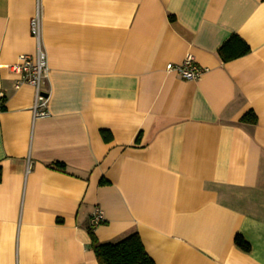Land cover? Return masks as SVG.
Listing matches in <instances>:
<instances>
[{
    "label": "crops",
    "instance_id": "crops-1",
    "mask_svg": "<svg viewBox=\"0 0 264 264\" xmlns=\"http://www.w3.org/2000/svg\"><path fill=\"white\" fill-rule=\"evenodd\" d=\"M37 11L42 117L10 68ZM189 54L198 79L166 69ZM0 92V264H99L97 204L98 240L137 232L155 264H264V0H0Z\"/></svg>",
    "mask_w": 264,
    "mask_h": 264
},
{
    "label": "built area",
    "instance_id": "built-area-1",
    "mask_svg": "<svg viewBox=\"0 0 264 264\" xmlns=\"http://www.w3.org/2000/svg\"><path fill=\"white\" fill-rule=\"evenodd\" d=\"M41 27V14L37 11L30 22L31 33L37 40L36 52L34 54H20L18 62L10 67L14 72L20 74V79L15 84L16 88H19L23 83H29L34 86L35 100L33 111L35 117L49 114L46 110L48 94L43 87L44 78L48 73V62L46 51L41 42ZM166 69L176 72L187 80L198 79L206 71V68L201 67L194 56L190 54L180 63H168ZM3 95L4 93L0 92V105L2 104ZM105 221L101 206L95 205L89 217V227L95 229L99 225L104 224Z\"/></svg>",
    "mask_w": 264,
    "mask_h": 264
},
{
    "label": "trees",
    "instance_id": "trees-1",
    "mask_svg": "<svg viewBox=\"0 0 264 264\" xmlns=\"http://www.w3.org/2000/svg\"><path fill=\"white\" fill-rule=\"evenodd\" d=\"M251 51L250 46L238 35L229 37L218 49L222 61L227 62L244 56ZM4 109L3 104L0 110ZM243 123L256 124L257 115L253 110L246 112L240 119ZM105 141L112 139L111 132L102 130ZM52 166L65 170L66 165L55 162ZM1 181V169H0ZM91 245L99 264H155L154 260L147 253L143 242L137 232L130 233L122 239L114 242H100L94 233V229L89 228ZM235 243L244 251L250 250V243L240 234L236 235Z\"/></svg>",
    "mask_w": 264,
    "mask_h": 264
}]
</instances>
